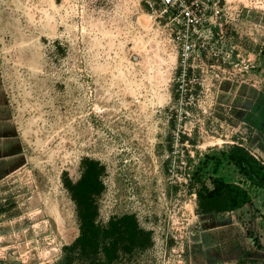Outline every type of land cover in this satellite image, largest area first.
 <instances>
[{
	"label": "rangeland",
	"instance_id": "rangeland-1",
	"mask_svg": "<svg viewBox=\"0 0 264 264\" xmlns=\"http://www.w3.org/2000/svg\"><path fill=\"white\" fill-rule=\"evenodd\" d=\"M196 7L184 56L162 0H0V264L61 260L86 158L98 222L134 214L152 235L111 264H264V189L224 154L264 162V0ZM219 175L261 207L204 212Z\"/></svg>",
	"mask_w": 264,
	"mask_h": 264
},
{
	"label": "trees",
	"instance_id": "trees-1",
	"mask_svg": "<svg viewBox=\"0 0 264 264\" xmlns=\"http://www.w3.org/2000/svg\"><path fill=\"white\" fill-rule=\"evenodd\" d=\"M224 154L245 180L264 188V162L261 159L237 144ZM83 167L78 181L65 182L77 205L79 234L70 245L64 246L65 254L56 264H111L119 258L121 251L149 247L151 232L138 227L134 214L114 217L106 224L98 222L96 196L103 190V167L99 161L89 158L83 160ZM196 193L204 212L235 211L253 203L248 188L220 175L211 178V185L202 181ZM252 237L260 248L264 247L253 232Z\"/></svg>",
	"mask_w": 264,
	"mask_h": 264
},
{
	"label": "built area",
	"instance_id": "built-area-1",
	"mask_svg": "<svg viewBox=\"0 0 264 264\" xmlns=\"http://www.w3.org/2000/svg\"><path fill=\"white\" fill-rule=\"evenodd\" d=\"M167 9H171L173 20L176 22L179 32V40H183V55H187L193 47L189 40H193V32L203 23L196 7V0H162Z\"/></svg>",
	"mask_w": 264,
	"mask_h": 264
},
{
	"label": "crops",
	"instance_id": "crops-1",
	"mask_svg": "<svg viewBox=\"0 0 264 264\" xmlns=\"http://www.w3.org/2000/svg\"><path fill=\"white\" fill-rule=\"evenodd\" d=\"M261 189H264V188H261ZM253 202H255V198H253ZM256 203V202H255ZM256 206L257 207H261L258 203H256Z\"/></svg>",
	"mask_w": 264,
	"mask_h": 264
}]
</instances>
